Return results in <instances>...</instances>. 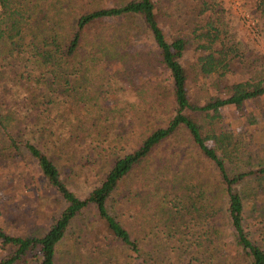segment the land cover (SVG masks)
Returning a JSON list of instances; mask_svg holds the SVG:
<instances>
[{"label": "trees", "instance_id": "obj_1", "mask_svg": "<svg viewBox=\"0 0 264 264\" xmlns=\"http://www.w3.org/2000/svg\"><path fill=\"white\" fill-rule=\"evenodd\" d=\"M223 28L180 27L159 0H0V159L33 165L51 211L45 229L37 216L22 234L0 226V264H60L67 241V264H264L245 225L264 166L230 170L241 150L223 114L264 96V54L229 78L240 52ZM121 91L137 98L109 101Z\"/></svg>", "mask_w": 264, "mask_h": 264}, {"label": "rangeland", "instance_id": "obj_2", "mask_svg": "<svg viewBox=\"0 0 264 264\" xmlns=\"http://www.w3.org/2000/svg\"><path fill=\"white\" fill-rule=\"evenodd\" d=\"M176 18L180 27L195 28L203 27L211 20H221L224 25L223 37L227 40H233L237 43L240 56L237 58L238 65L229 73V78L246 79V65L252 60L253 52H261L264 54V29L256 20L257 29L251 30L243 17V12L250 11L255 13L256 8L253 0H159ZM206 3V9L205 8ZM211 6V7H209ZM209 7V8H208ZM256 15V13H255ZM254 16V15H253ZM255 18V17H254ZM264 25V24H263ZM166 33L169 35L170 26H164ZM138 47H152L153 42L141 34L136 38ZM192 53H188L189 60L192 59ZM137 79L145 80L147 73L136 72ZM167 74L162 73V80H166ZM126 87H130L127 81H124ZM195 90V85H190L191 93ZM124 96L136 99L137 96L132 91L115 92L109 95L110 102L116 103ZM133 114V112L131 111ZM224 120L227 129L235 135L236 141L240 145L241 152L233 161H227L228 167L231 169L242 168L246 170L249 166L254 168L264 166V96L248 100L246 103V112L241 115L235 106H227L223 110ZM184 158V155H182ZM180 157H175L173 161H179ZM22 163V162H21ZM0 165L3 166L0 171V226L13 234H22L28 225H33L35 217L40 219L41 227L47 228L50 225L51 211L44 205L45 216H41L39 208L40 192L35 193L36 188H32L30 184L31 169L27 166L24 169L17 162H11L8 158L0 159ZM204 174L209 177L213 173V168L209 164L200 163ZM36 170V169H35ZM184 170V168H181ZM93 185L96 182L92 183ZM91 183L84 187H75L74 189L82 196H85L93 185ZM264 201L262 198L250 197L246 198L245 225L252 237L264 247ZM40 210V214H37ZM38 220V219H37ZM230 232V231H229ZM232 238L231 232L228 239ZM227 244L222 248L223 254L227 257L232 252L231 245ZM70 242L67 241L60 246L61 253L59 256L60 264H67L69 257L67 250ZM7 253L0 245V258ZM177 257L175 256L174 259ZM173 258L171 260H174ZM170 261V260H169ZM175 264H185L184 261H175Z\"/></svg>", "mask_w": 264, "mask_h": 264}, {"label": "built area", "instance_id": "obj_3", "mask_svg": "<svg viewBox=\"0 0 264 264\" xmlns=\"http://www.w3.org/2000/svg\"><path fill=\"white\" fill-rule=\"evenodd\" d=\"M243 17L246 22V25L251 29V30H256L257 29V23L254 18V16L251 14L250 11H245L243 12Z\"/></svg>", "mask_w": 264, "mask_h": 264}]
</instances>
